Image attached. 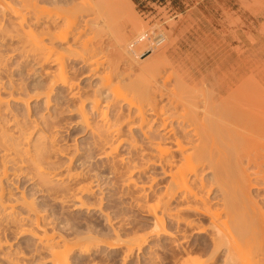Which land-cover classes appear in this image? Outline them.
Wrapping results in <instances>:
<instances>
[{
    "label": "rangeland",
    "instance_id": "374dc122",
    "mask_svg": "<svg viewBox=\"0 0 264 264\" xmlns=\"http://www.w3.org/2000/svg\"><path fill=\"white\" fill-rule=\"evenodd\" d=\"M62 1L60 2L61 8L59 6L57 7V5H55L56 7L54 5L50 6L52 2H49L50 4L48 2H45V7H46V4H48L49 7L48 5L47 7L53 11L52 12L54 13L53 15L50 11L49 12L51 14H48V13L45 14L41 12L45 15L44 17H46L47 15L48 16L52 15V18L53 17L56 18L54 20H57L58 23L55 22V25L53 26L54 30L52 29L53 31L55 30L57 31L55 27L58 28V24L65 22L63 18L65 17L63 16L65 15L63 12L65 8H63L62 6L66 7L68 5L70 6L71 3L74 4L72 0H65V1L62 0ZM66 1L67 2L69 1L71 3L66 4L65 3ZM104 1L109 3L108 4L109 6L112 4L111 5L112 9H111L109 6H107V3H104L106 7L103 6V8L105 9L103 13L108 11L106 10L108 7H109L108 8L109 10L111 9V13L108 12L106 13V15L105 13L104 14L102 13V10L104 9L101 7ZM100 2H102L101 3L102 5L98 6L94 10H91V11L88 10L89 14H87L95 18L94 16L95 14L93 12H97L96 17L98 15L99 17H97L98 20L96 21L98 23L97 25H100V28H97L98 27L97 25H95L94 27L93 24H96L95 23L96 21L94 23L91 22V20L93 21V19L91 18H89V24L85 25L86 23L85 24L82 23L84 22L83 20H85L84 17L86 16L85 15L86 13L82 14L80 12L82 14L81 15L77 12L79 16L81 17L84 16V17H82L83 19H81L76 14L77 17L75 18L77 19L79 18L78 20L80 21L81 19V21L80 22L77 21L75 23L77 25L79 22L78 26L80 24L81 25L84 24L83 25L84 27L87 26L85 27L87 29H85L83 33H85L87 30L86 33L88 35L85 33L84 36L82 37L83 35L82 34L80 35L82 37V38L80 37L81 40L79 39L78 42L76 41L72 42L73 38L75 37L74 33L76 32L78 34L80 31L79 30L81 26L80 25L78 27L79 29H77L79 31L76 30L73 33V35L67 37L69 41L64 40V42H62L63 40L62 41L55 40L56 42L54 43L55 47L57 48V51L59 50L58 54H60V50H61L60 55L62 59H65L64 60L65 66L67 65L68 67V68L66 67V69L68 73L70 71V74L67 73L68 77L70 76L69 79L73 80V82L77 84L75 85L76 88L74 87V90L78 89L77 86L80 88L79 96H77L78 98L71 97V95H69L70 89L67 87H63L60 85V83H58L54 86L53 88L54 91L52 90L53 92H51L50 94L49 103H47L48 98L46 95H44L45 93L43 92L48 90V87L50 84L49 80L51 81L53 79V75L51 77L50 75L55 70L57 71L58 64L51 62V65L45 64V66L41 67L42 64L40 65L39 63L37 64V62L34 61L33 59H30L31 61L28 60L27 58H25L27 60H23V57L20 55V52L19 51L17 52V50L15 52L14 50L18 46H20V43H18V39L9 40L8 38L7 41L5 40V42L2 43L4 46L0 43L1 44L0 45V56L3 55L2 57L4 59V61L1 59L4 62V64L2 62L1 64L2 67L0 66L1 68L0 69V87H1L0 93L3 97V100L5 101V102L3 101L4 103L1 105V109H0L1 110L0 111V124H2L3 125L2 127H5L9 133L16 134L17 133L16 131L18 130L16 126H17V123H19L22 126L23 130L27 132L26 134H28V137L30 135L32 142L35 140V137L37 138L38 135H41L42 137L47 138L50 142L49 144L50 146L48 148V150L50 151L49 153H47L48 155L46 157L47 167L49 168V170L57 169L58 171H63L64 173H66L65 177L62 180H60V182L55 180L54 178H51V182L47 185H44L40 181V177L38 178V176L34 174L35 168L34 169L32 168L33 169L32 170L30 166L27 164L21 165V166L19 165L13 166V164L11 163V165L10 164L8 165L9 166L8 175L7 177H5L3 181L4 186H5V197L7 200H10V199L15 200L13 201V204L15 202H18L17 199H19V202L16 203L18 205L17 206L15 205V211L16 209L18 211L17 215L16 214L15 215L18 218H21L23 216L27 217V215L29 214H30L29 215L30 217L31 216L33 217V214L35 213V212L33 213V211L31 213L29 212L30 211L29 206H28L29 204L28 205L25 204L26 207H24L23 204L25 203V201L22 199V196H24L27 202L33 204L35 208L34 210L35 211L38 210V212H40V214H42L46 218V221H47L46 225L49 226L48 229H50L51 232L54 227L55 228L54 232L56 231L58 232V234H61V235H64V234L66 236L69 235L68 236L69 238H72V237L74 238L80 235L83 236L84 234L93 235L97 238L94 241L98 242L97 244L100 245V247L95 248L91 253L85 254V253H80L79 251L70 253L68 264H181V260H183L182 259L183 257H180L181 255H179L180 253L178 252H182L181 251L183 250L182 248L187 246V244L189 245L190 243H191L190 244L191 246H193L192 243L193 244L195 243L196 245L194 246H197L194 248L192 252L194 256L196 257L200 256L207 260H209L208 256H211L210 258H212V260L211 261L209 260L210 263L208 264H224L223 262L225 259L224 249H220L217 252L215 251L213 252L212 247H210L211 246L210 238L208 237L206 233L201 234V236L197 234L195 235L194 233H192L193 230L190 228L184 231L183 230L184 228L182 225L179 227V229L181 230H180V233L179 232L177 233L178 235H176L175 239L170 240L166 238L165 236H158L155 234L153 235V237L149 238L141 248L135 246L134 251L129 253L131 255H128V256L125 255V253L127 254L126 246L119 245L120 247L119 246L111 247L108 245L110 242H116L115 240L116 233H118L120 238H123V240L127 238L129 239L131 237H135V235L136 236H139V235L149 236V234L154 228L153 217L152 215H149L147 210L145 211L146 208L145 207L143 208L142 204L146 205V204H151V203L156 202L158 196L164 192L169 177L164 176L160 168H155V167L149 168V171L147 170L144 173H139L137 170L136 172H134L133 165L138 164V163L141 165V163L144 160H147V158L146 156L144 158L143 151H141L140 148L138 149L130 148L127 140L123 141L122 144H119V140H121L120 137H117V139H112V137H109L108 139L109 142L112 139L113 141H111L110 143L113 144L114 146L118 143L119 148L116 146L118 149L115 150V152L109 157V159H106L107 157L104 154L105 153L104 148L107 150L108 146L107 144L103 145L102 147L104 146L105 147L102 149V147L98 145L100 143L97 140V136L93 134V131H92L93 127L94 128L97 126L100 127V124L102 123L101 121L102 118L100 117L102 115L100 114V110L96 112L97 110L94 109V107H92V100L96 96H101L99 94H102V96L99 97V99L101 100L100 106L103 107V108L101 107L102 109L105 108V105H106L105 100L107 98L105 96L109 95V92H108L109 88L108 89L106 88L107 90L105 88H103L104 90L102 89L101 82L104 81L103 80L105 78L104 76H106L107 79L109 78V80H111L112 83L114 82L113 84L115 83L118 84L119 80L121 79L122 81H120L119 86H122L120 87L122 89L119 88L118 93L119 94L121 93V95L125 93L124 96H131L132 94L130 93L131 91H129V88L127 87V83H129L130 80L137 81L139 80V77H140L141 81L139 80V82H141L142 84V80L146 79V78L143 79L145 77V76L143 77L144 74L146 75L147 78L149 77L150 80L157 78L159 79V81H161L162 78H163L162 80H164L166 77V79L168 78L166 87L169 88L171 86V88H173L176 83L175 81L177 79H180L179 76L182 72V69L179 68L180 63H184L182 66L183 69L186 68L184 67V65L189 67V70H190L189 73H192V71L194 72L195 75H192L193 73L190 75L192 76L193 79H196V81L198 80L199 83L204 81L205 79L203 77L204 80H202L201 76L199 78L196 75H202V73L203 75L205 74V76L207 77V80L208 79L210 80L211 78H213L212 73H211L212 65H215V67L217 65V64H214V63H217V62H214V60L217 61L216 58H219L218 57L219 55H217L218 53L216 52L217 53L216 54L214 52L218 51L221 54L222 52L226 50V49L224 50L226 46L225 38L227 37L228 31H231L233 35L232 36L233 37V48L235 51L234 52L235 58L233 59L236 60V62L234 61L232 63L233 65L234 63H236V69L233 66L232 67L237 72V74H234L233 73L234 71H231L230 74L242 76L241 79L243 78L249 79V82H250L249 95L254 97L256 102H258L260 97L264 95V47H258V48L252 49L251 45H249V30L248 32L245 31L246 29H248L246 25L247 23L246 20L249 21V19L241 18L239 17L237 13V10L239 8L249 9V1L247 2V1H238V0H127V1L126 0H103V1L102 0H81V4H79V1L76 0V4L78 5L76 4L75 5L82 7V10H83V8L88 7L91 3L98 5L100 4ZM53 3H56V2L54 1ZM39 4L40 5L44 4V2H40ZM100 7L102 10L99 11ZM114 7L117 8L118 10L117 9L115 10ZM48 8L47 10H49ZM62 8L63 10L61 11ZM119 9H124L128 12L126 13L125 11L124 14L118 13L119 15H117L116 14L117 12L115 13V11L120 12ZM60 11L61 13L63 12L62 13L63 15H61L63 17L59 16L58 18L57 15H60L58 14V12ZM64 11H66V9ZM109 13L110 15H113L112 13H114L113 16H109L110 18L114 17L116 14L117 17L118 16L120 17L119 18L120 20L117 19V17H115V19L111 18L116 23V24L115 23L111 24V20L107 21L109 20L108 18ZM73 14L75 15V12L71 14V17H73L72 16ZM123 15H126V16H123ZM68 16H70V14ZM105 16H107V18H105ZM127 17L128 19H126ZM67 18H65V20ZM75 18L73 19L76 21ZM100 18H101V21L99 20ZM58 19L59 20L61 19V20L58 21ZM116 19L119 20V22L115 21ZM62 20L63 22H61ZM132 20L134 23L140 22L141 25L137 23L134 24ZM43 21H45V18L42 20V22ZM70 21H73V20H70ZM44 23L45 22H43V24L41 25L39 24L38 26L35 25L32 28L34 29V32L37 34V36L39 32L41 33L42 26L43 27L45 26ZM75 23L73 22V24ZM66 24H64L63 26L61 24L60 28L61 26L65 28L64 26ZM101 24L102 25L104 24V25L102 26ZM71 25L72 24H70V26ZM76 25L74 26L72 25L73 26L72 29H74ZM89 25H93V26L89 27ZM84 27H82V31ZM110 28L113 29V32ZM137 29L139 30L137 31ZM93 30L97 31L98 35L101 33L99 36L97 35L98 39L95 37L96 33H94ZM98 30L99 31L102 30L105 32H101V31L98 32ZM61 31L62 30L60 29V32ZM88 31L90 32V34L88 33ZM28 32H31V31L28 30ZM57 32L60 33L59 30ZM57 32H54V33H57ZM123 32H125L126 35ZM58 33H57V36H60ZM93 33L96 39L92 37L91 34ZM118 33L119 35L124 34V36L130 37L129 39L128 37H126L125 39L126 40L128 39V41L126 42L124 41L125 42L124 46L126 47V51L123 47L120 48L121 46H123V42H121V35L119 36ZM146 33H149L151 37H155L158 33H162L161 39L163 41L161 43H155V41H151L152 38L149 39L148 37H146L144 40H142V42L139 43L138 39L140 38V36H143V34H146ZM29 34L35 37L33 33H29ZM61 34L63 33L61 32ZM89 35L91 36V39L93 38L92 39L93 42L92 40L90 41L89 38H88V41L92 42V44L94 45L103 46L101 49H99L101 51L95 50L93 51V53H91L92 50H88V51L84 50V49H88V48H85L84 44L87 42V38L85 36L88 37ZM101 35H102V38H100ZM115 35L120 38L119 39L118 37L116 38ZM112 38L114 40H112ZM116 39L120 40V42ZM29 40L31 41L32 39H29ZM29 40L27 42L28 44H30ZM46 40L47 41L49 40V36L46 37ZM169 41H171L172 43L173 41H175V45H173ZM79 42H82V43H79ZM102 42L103 44H101ZM167 43H169V45ZM70 44L75 47L77 46V48L73 46L71 47V48H75V49H72L75 52L74 51L71 52L69 49L66 50L67 48L70 47ZM80 44L84 45V47L82 46L81 48ZM113 45L115 46L113 47ZM219 45L221 46V48L224 47L222 49L224 51H219L221 50V48H219L218 50ZM109 46L110 48H108ZM90 47H91V44H90ZM174 47L177 48V51L179 52V56L175 53V50H173L175 49ZM62 49L63 50L65 49V50L63 51ZM163 49H165V51L169 50V53L171 52V55L172 57H174V60H178V62L174 63L175 61H173V59H171L170 61L169 57H167V60L165 59V62H163L164 61L163 59L166 58V56L168 55L166 52V56L164 58L161 56L162 53L163 54L165 53ZM12 50L14 51L12 52ZM76 51L79 52V55L76 53ZM128 51L132 53L129 54ZM63 53L64 55H66L65 57L64 55H62ZM224 53L227 54L226 52ZM230 53L231 52L229 51L228 55ZM214 54L217 56H215ZM223 54L222 56L220 55L221 58L223 57ZM213 55L215 58L212 57ZM234 55L232 56L234 57ZM19 56H21L22 59ZM79 56H81L80 57L81 59H79ZM97 56H99V58H96ZM226 56L224 57L226 58ZM153 59H154V62L151 63ZM155 59L157 61H155ZM223 59L222 60L220 59V60L223 61ZM230 59L233 60L232 57H230ZM129 60H130V63H129ZM220 60H218V63L220 62ZM228 60H229V57H228ZM231 60L229 61L231 62ZM159 61L165 64L167 63L166 66L165 64L162 65L161 62H160L161 63L160 65ZM95 62H97L96 65H95ZM139 62L142 64L146 63V65H143L145 69H142L143 67L141 68L142 65L138 66ZM147 62H150V66L148 67H147ZM198 63L199 64L202 63L201 65H203L204 67L203 69L201 68L203 70L201 74L199 73L197 74V72L194 71V67L199 68ZM155 64L162 66L160 67V69L162 70L160 69L158 70L159 66L154 67L156 66ZM208 64H209V67L207 69L211 73L210 75V73L208 72V75H210L209 78L207 75V70L205 69ZM230 64H228V66ZM130 65L132 66L130 67ZM218 65L220 66V63ZM108 66H110L111 68ZM126 66L128 68H126ZM96 67L97 69H95ZM222 67L220 66V68ZM224 67L226 66L224 65ZM147 68L148 70L149 68H156V69L155 71H152V70L148 71L146 70ZM47 69L49 70L47 71ZM128 69H130V71H128ZM196 70L198 71L200 69H196ZM50 71H53V72L51 73ZM90 71H92L94 74L92 75ZM118 71H120L121 74H119ZM127 71L129 74L127 73ZM141 71H143V73ZM218 71L217 72L215 71V72L218 73ZM46 72L47 73L50 72L49 73L50 75L47 74ZM107 72H110L109 74L111 75L108 76L109 74ZM122 72L124 73V75L125 74L126 75L122 76ZM148 72L152 74L150 75ZM223 72H222V77H221L222 79L224 77L223 75H225V73L223 74ZM117 73L119 74V76H122L123 79L119 77ZM189 73L187 72L186 75ZM216 73L213 74L214 78L216 77L215 80L217 79V75L215 76ZM219 73L221 74V72ZM103 74L104 76L102 78ZM138 74H141V76L139 75V77L137 78ZM183 74L184 72L182 73V75ZM231 75H228V76H231ZM184 76L185 74L183 75V77ZM169 78H170V81H169ZM225 78L227 79L228 77H225ZM238 79H240V77ZM150 80H148V82ZM211 80H214V79H211ZM10 82L11 84L15 82L14 83L15 85L17 83L16 86L18 87L20 85V87L19 88L16 87V89L17 88L21 89L20 91H21V94L23 93L22 94L23 98L25 97V99L27 100L29 99L28 100L29 102L26 103L18 99L15 100V98L14 99L12 98L15 96H10L9 91L14 85V84L11 85ZM144 83L145 81H143V84ZM161 84H162V81H161ZM99 88L101 89L102 92L99 90ZM198 88L199 86L196 89ZM201 88L203 89V87ZM202 89L196 90V91L197 92L199 91L198 93H200L204 91ZM211 89L212 90L206 89L208 91L206 90L205 91L209 93V91L214 90L213 87H211ZM17 90H15L16 92L14 95H16L17 92H20L19 90L18 91ZM41 93L44 96H42ZM16 96L18 97V95ZM81 100L85 101L84 108L86 109V112H87L86 114H88L87 116L89 119V123L92 125V126L90 125V127H88L86 123L83 122L84 120H82V117L80 116V110L78 106L80 105ZM253 101L254 100L249 97V105L252 108V109L249 108L251 109L249 111L250 113L251 112L254 113L253 111H255L253 116H256L255 114L260 109V106L256 105L255 103H252ZM123 103L124 102H122L121 104L124 106V108H126V106ZM108 111L109 113L107 112L108 113L107 117L109 118L111 117L112 119L115 113L112 109H109ZM251 118H254V117H250L249 119ZM125 127L123 125L122 130H124L125 132H122L123 136L121 137L124 138L126 136L127 137L129 136L130 138H132V136H130L132 134H130L131 132L129 131V128L127 127L128 129L127 128L125 129ZM132 131L133 132L136 131L135 132L136 134L133 132L132 133L135 135V137H137V139L139 138V142L142 143L137 127L133 128ZM262 140H264V138ZM97 141L98 143H96ZM129 142H130V139H129ZM261 147L262 146L258 148V151L261 150L260 152H263L262 151L263 148ZM107 151H109V149ZM119 158H122L124 160H121V159L119 160ZM122 161H124V163L126 162L127 164L128 162L130 163L129 164L131 166L130 170L128 168L127 169L131 171V173H129V171L126 172V167L124 166L126 165V163L123 164ZM204 170L205 171L202 172V176L205 177V179H207L208 181H210L211 176H212V171H209L208 169L206 170V168ZM71 173L72 174L82 173V174H79L80 175L79 177L69 178L70 176L68 174H71ZM126 174L127 175L131 174L132 178L136 179V181L140 185L142 184L145 185L146 187L145 189H147L145 191V194L146 193L147 194L144 196L145 198L144 197L142 198V201L141 200L139 201L138 199L139 193L136 192V189L134 190V188L127 187L126 185L127 175ZM52 185H55L54 187L56 188H53V187H52L53 189L49 188ZM85 185L92 187L90 192L81 190V188L83 189ZM47 189H50L51 191H48ZM79 190L81 193L79 192ZM214 190L215 189H213L209 194V197L212 199L213 203L217 200V196L219 194L216 192V190L215 191ZM263 193L264 191H261L262 195ZM254 194L256 195V192ZM261 194L259 198L256 197L257 200H259L260 202H261ZM81 198L87 205H83V207L79 206L80 205L79 200ZM137 201L140 202L141 205H138ZM3 218H4V222H3ZM3 218L0 217V220H2L0 221V226H1L0 230L1 231L3 230L2 232H0V236L3 237V238L0 237V240L3 242V244L5 243L4 244L5 246L3 245V249L2 247L0 248V256L3 257V255L5 256V255L12 254V253H13V255H11L12 257L14 256L17 257L18 255L19 257L21 256L20 258L22 259V261L18 260V262L19 261L21 262L15 263V264H52L53 263V259L50 255V252L45 248L42 249V247L39 246L40 244L38 245L36 238L31 233L21 230L22 226H27V227L30 226L29 224H31V222L30 223L28 222L30 221L29 219H26L25 220L26 222H23V225H20V224H17L18 222H10L8 220L5 221L6 218L4 216ZM201 221H203L204 224L206 223V220L204 221V219H201ZM2 223L3 225L7 227H4ZM166 225H167L166 226L167 230L171 232H175L176 228H178L176 226L177 224L174 221L169 220L168 218L166 219ZM179 242L180 243L182 242V243L180 244ZM208 243H210L209 246H207ZM9 251L10 253H8ZM4 252H7V253L4 254ZM14 252H17V253L14 255ZM3 259L0 260V264H14V263L9 262L6 259L5 260Z\"/></svg>",
    "mask_w": 264,
    "mask_h": 264
},
{
    "label": "bare ground",
    "instance_id": "6f19581e",
    "mask_svg": "<svg viewBox=\"0 0 264 264\" xmlns=\"http://www.w3.org/2000/svg\"><path fill=\"white\" fill-rule=\"evenodd\" d=\"M54 1L56 3H53ZM54 1L52 0H0V43L2 44L3 42H5V40L7 41L8 38L9 40L18 39V43H20V46L18 47L16 46L17 48L15 47L16 49L14 50L15 52L16 50L17 52L18 51L20 52V55L23 57V60L33 59L34 61L37 62V64L38 63L39 65L42 64L41 67L45 66V64L51 65V62L58 64L57 71L56 70L54 72L50 71L51 73L53 72L51 75L49 74L50 72L48 73L46 72L47 74L50 75V77L53 75V79L51 81L49 80L50 84H49L48 90L43 92L45 93L44 95H46L48 98L47 103H49V97H50L51 92L54 91L53 90L54 86L58 83H60L61 86L67 87L70 89L69 95H71V97L76 98L77 96H79V93H80L79 91L80 88L78 86H77L78 89L74 90V87L77 84L73 82V80L69 79L70 76L68 77V74H70V71L68 73L66 69L67 65L65 66V62H64L65 59H62L60 55L61 50H60V54H58L59 50L57 51V48L54 45V43L56 42L55 40H60V41L63 40L62 42H64V40H68L67 38L68 36L73 35V33L77 29H79L78 27L81 24L79 26L78 24L81 21V19H83L82 17H84V16L82 17L79 16V14L81 13L82 14L86 13L85 15L87 16V17L85 16L87 19L84 17L85 20H83L84 22L82 23L84 24L86 23L85 25L89 24V18L93 19V21L91 20V22L94 23L96 20H98L97 17H99V15L96 17L97 12H93L95 14L94 15L96 18L95 19L93 16L87 15L89 14L88 12L91 10H94L95 8H97L98 6L102 4H103L101 6L102 8L103 6L106 7L104 3H107L105 1L103 3L100 2V4L98 5L91 3L88 7H85L82 10V7L76 6L78 5L76 4V0L75 1L72 0L74 4H72L69 1L68 2L66 1L65 2L66 4L71 3L70 4L71 7L69 5L66 6L67 8L65 6H62L63 8L66 9V11H64L65 9L63 10V8L61 9V11L63 10L65 15H63L62 14L63 12L61 13L60 11L58 12V14L60 15H57V16L58 18L61 15L65 16V17L61 16L64 18V21H65L63 22L62 20L61 22H63L64 24L66 23L68 24L64 26L65 28L62 27L64 25L63 23L58 24V28L55 27V29H57V31L59 30V32H60V29L62 30L61 32L63 34H61V32L58 33L56 30L53 31L54 30L53 26L55 25V22L56 23L58 22L57 20H54L56 18L54 17L52 18V15L54 13H52L53 11L48 8L49 5L46 4V7L48 5L47 8L49 10H47V8L45 7V2H48V3L52 2L51 4L49 3L50 6L57 5V7L59 6L61 8L60 2L62 0L61 1L59 0L60 2L58 0H54ZM57 1L60 4H58ZM77 1H79V4H81V0H77ZM40 2H44V4L40 5L39 4ZM108 4L109 3H107V6H109ZM38 5L42 8H40ZM111 5L109 6L110 8H111ZM72 6L73 7L75 6V7L73 8ZM101 7L99 11L102 10ZM108 8L106 9L108 11L104 12L105 15L108 12L111 13L112 8L110 10ZM116 9L117 8H115V10ZM119 10L120 12L115 11V13L117 12L116 13L117 15H119L118 13L124 14L126 11L124 9H119ZM49 11L52 13V15L50 16L47 15L46 17H44L45 15L43 13L51 14ZM103 11H105V9L102 10V13ZM74 12H75V15L73 14L72 15L73 17H71V14ZM77 12L79 14H77ZM127 12L128 11H126V13ZM110 13L108 14L109 20L107 21L111 20V24H112L115 22L111 18L115 19L117 15L115 14L114 17L110 18L109 16L114 15V13H112L113 15H110ZM69 14L70 16H68ZM76 14L78 15L79 18H81L80 21L78 20L79 18L78 19L75 18L77 17ZM123 16H126V15H123ZM44 18H45V21L43 22H45L44 23L45 26L44 27L42 26V31L41 33L39 32L40 34L37 32L38 33V36H37V34L34 32V29L32 28L35 25L38 26ZM65 18L67 19L65 20ZM73 18H75L76 21ZM105 18H107V16H105ZM119 18L120 17L118 16L117 19ZM117 19L115 21L119 22L120 19L119 20ZM126 19H128V17ZM60 20L58 19V21ZM70 20H73V21H70ZM99 20L101 21V18ZM77 21L79 22L76 25L75 22ZM43 22L41 24H43ZM73 22L75 24H73ZM69 23L72 24L73 26L76 25L77 26V27L75 26L76 29L75 27L74 29H72L73 26L71 25L72 26L71 27ZM95 23L96 24H93L94 27L95 25L98 24L97 21ZM136 23L137 22H135L134 24ZM61 24L62 26L60 28ZM137 24H140V22H138ZM83 25L80 26V29H79L80 31L77 30L79 31L78 34L76 32H75L76 34L74 33L75 37L73 38L72 42H75V41L78 42L81 37L80 35L83 34L82 35L83 37L84 34L87 32L86 30V32L83 33L84 30L87 29L85 28L87 26L84 27ZM93 25H89V27ZM97 26H98L97 28H100V25H97ZM82 27H84L83 31H82ZM28 30L31 32H28ZM111 30L113 32V29ZM138 30L139 29H137V31ZM100 31L105 32L102 30ZM100 31L98 30V32ZM54 32H57L60 36H57V33H54ZM29 33H33L35 37L31 36V34ZM88 33L90 34L89 31ZM94 33H96L95 34L96 36L94 35ZM94 33L91 34L92 37L93 38L96 37L98 39V36L101 33L99 35L97 31H94ZM159 34L160 33H158L155 37H151L149 33L143 34V36H140V38L138 39V42L140 43L142 42V40L148 37L149 39L152 38L151 41H155V43H161L163 40L161 39L162 36ZM26 36L32 40L30 41ZM48 36H49V40L47 41L46 37ZM89 36L88 37L85 36L87 38L88 43L93 39V38L91 39V36L90 37ZM122 36H124V34L121 35V42H123V46H121L120 48L123 47L126 51V47L124 45H125V42L128 41L130 37L128 36L122 37ZM117 37L118 36H116V38ZM126 37H128L127 40L125 39ZM88 38L90 39V41H88ZM100 38H102V35ZM119 38L120 37H118V39ZM26 39L30 41V44L27 43L28 40ZM112 40L114 39L112 38ZM118 41L120 42V40ZM87 42L84 45H85V48H88V49H84V50L85 51L92 50L91 53H93V51L95 50L98 51L99 49L103 47L102 45L98 46V45L92 44L93 40L89 44ZM79 43H82V42H79ZM90 44H91V47H90ZM101 44H103V42ZM167 44L169 45V43ZM172 44L175 45V41H173ZM73 45L70 44V47L67 46L69 48L66 47L67 48L66 50L69 49L71 52L74 51L72 49L77 48V46L75 47ZM84 45L80 44L81 48L82 46L84 47ZM72 46L75 48H71ZM114 46L115 45H113V47ZM108 48H110V46ZM219 48H221L220 45L218 47V50ZM223 48H221V50L219 51H224L226 49L224 52H226L227 54H225L224 52L220 54V52L218 51L214 52V53L217 52L218 54L217 53L216 54L219 55L218 56L219 58H216L217 61L214 60V62H217V63L213 62L214 64H217L216 65L217 68L215 67V65H212V64H211L212 68L210 66V68L214 71L213 72L210 69L212 76H213V78L211 77L210 78L214 80H211V79L207 80V77L205 76V74L203 75L202 69L204 67L203 65H201L202 63L200 64L198 63L199 68L194 67V71H196L197 74L202 73V75H196V76H198L199 78L201 76L202 80L205 79L204 81L200 83L198 80L196 81V79H193L192 76L190 75L192 73H193L192 75H195L194 72L192 71V73H189L190 71L189 67L184 65V67H186L185 68L186 70H185L182 67L184 63H180V65L179 64L178 65L180 66L179 68L182 69V72L180 74L181 77L179 76L180 79H177L176 81L174 80L176 83L173 88H171L170 85H169L170 86L169 88L166 87L168 78L166 79L165 77L164 80H162L163 79L162 78L161 79L162 84H161V81H159V79L156 78V79L150 80L149 77L147 78L145 74L143 75V77L145 76L143 79L145 78L146 79L142 80V84H141V82H139V80L141 79L139 75L141 76V74H138L137 78L139 77V80L137 81L130 80V82L127 83V87L129 88V91H131L130 93H132L131 96H124L125 93L122 95L121 93L120 94L118 93L119 88L122 87V86H119L120 81H122L121 79L119 80L118 84L117 83L113 84L114 82L112 83V81L109 80V78L107 79L106 76H104V74L102 75V78L103 76L106 78V79L104 78L103 79L104 81L101 82L102 89L109 88L108 89L109 95L105 96L107 98L105 100L106 105L104 104L105 105L104 109H102L103 107L100 106L101 100L99 99V97H101L102 94H99L101 96H96L95 98H93L92 107H94V109L97 110L96 112L100 110V114L102 115L100 116L102 118L101 120L102 123L100 124V127L97 126L99 128L97 127H95L96 129L94 127L93 128L91 127V128H92L93 134L97 136V140L100 143L98 145L102 147L103 145L107 144V146L109 147L108 148L106 146L107 150L109 149V151H107L104 148L105 146L102 147V149L104 148L105 153L104 151L103 153L106 155L107 157L106 159H109V157L115 152V150L119 148L118 146L119 144H122L123 141L127 140L130 148H133V149L140 148L141 151H143L144 158L145 156L147 158V160H144L141 163V165L139 163H138L139 165L138 164L133 165L134 172H136L137 170L139 173H144L147 170L149 171V168L155 167V168H160L164 176L169 177L164 192L158 196L156 202L151 203V204H146V205L142 204L143 208L144 207L146 208L145 211L147 210L149 215H152L153 217L154 228L149 234V236L148 235L147 236L146 235L145 236L135 235V237H131L129 239L127 238L123 240V238H120L119 234L116 233V238H115L116 242H110L108 244L111 247H116L119 245L126 246L127 254L125 253V255L127 256L131 255L129 253L134 251L135 246L141 248L146 243V241L149 238L153 237V235L155 234L158 236H165L166 238L170 240L175 239L176 235H178L177 233L178 232L180 233L181 229H179V227L182 225L184 228L183 229L184 231L190 228L193 230L192 233H194L195 235L197 234L201 236V234L206 233L208 237L210 238V242H211L210 247H212L213 252L214 251L217 252L220 249H224L225 250L224 251L225 259L223 261L224 264H264V193L263 195L261 194V191H264V140H262L264 138V95L260 97L258 102H256L254 97L249 95V85H250L249 79H246V78L241 79L242 76L234 75V74H237V72L234 70V68L236 69V63H234V65L232 63L234 61L236 62V60L233 59L235 58L234 52L232 53V51L229 50L228 46L227 48L225 47L224 50H222ZM14 50H12V52ZM163 50L165 52L164 54L162 53L163 51L161 52L162 53L161 56L163 58L166 56V52L168 54L166 58L163 59L164 60L163 62H165V59L167 60V57L170 58L169 59L170 61L171 59H173V61H175L174 63L178 62V60H174V57H172L171 52L169 53V50H166V51L165 49ZM173 50H175V53L179 56V52L177 51V48ZM77 51L76 53L79 55V52ZM229 51L232 54L230 53L228 55ZM128 53L131 54L132 52L128 51ZM222 54H223V57L221 58ZM62 55H64V53ZM214 55L212 56L213 58H215ZM232 55H234V57ZM2 56L3 55L0 56L1 57L0 58L1 67H2L1 65L2 62L4 61ZM65 56L66 55H64V57ZM224 56H226V58ZM80 57L81 56H79V59H81ZM228 57H229V60H231L230 57H232L233 60H231L230 62L228 60ZM96 58H99V56H97ZM220 59L221 60L223 59V61H221ZM218 60H220L219 63L221 67L222 65L223 67L224 65L226 67L220 68V66L218 65L219 64ZM155 61L157 60L155 59ZM224 61L225 62L227 61V62L225 63ZM153 62H154V59L153 61H151V63ZM160 62L161 61H159V64L161 65L162 62L161 63ZM129 63H130V60H129ZM227 63L228 64L231 63L232 65L230 64L231 66L230 65L228 66ZM96 64L97 62H95V65ZM164 64L165 63H162V65ZM143 65H146V63L142 64L139 62L138 64V66H141V68L143 67ZM155 65L156 66L154 67L159 66L158 70L160 69V67H162L158 64H155ZM131 66L132 65H130V67ZM148 66H150V62H147V67ZM208 67H209V64L205 68L207 70V75H208V72L210 73V71H208L207 69ZM126 68L128 67L126 66ZM95 69H97V67ZM142 69H145V67H143ZM155 69L156 68H149V70H152V71H155ZM196 69H200V70L197 71ZM48 70L49 69H47V71ZM146 70H148V68ZM128 71H130V69H128ZM215 71L216 72L218 71V73L221 72V74L220 73L218 74ZM231 71H234L233 72L234 74L232 73L233 75L230 74ZM90 72L92 75L94 74L92 71ZM110 72H107V73L109 74ZM118 72L119 74H121L120 71ZM141 72L143 73V71ZM183 72L185 74L184 77L186 79L183 77L184 74L182 75ZM187 72L189 73L187 75H189L190 77L186 75ZM222 72L223 74L225 73V75H227V76L223 75L224 76L223 79L221 78ZM214 73H216L215 76L217 75L216 80H215L216 77L214 78V75H213ZM149 74L151 75L152 73H149ZM110 75L111 74H109L108 76ZM125 75L122 72V76H125ZM210 75H208V78ZM228 75H231V76H228ZM122 76H119V77L122 78ZM225 77H228V78L226 79ZM234 77L237 79H235ZM239 77L240 79H238ZM147 79L150 81L148 82ZM143 81H145L144 84H143ZM169 81H170V78H169ZM14 83L15 82L11 84L10 82L11 85H13ZM16 85L14 84L12 88L10 86L11 88V90L9 91L10 96H15V97H12L13 99L15 98V100L16 99L22 100L23 102H26V103L29 102L28 101L29 99L27 100L25 99V97L23 98V95H22L23 93L21 94V91H20L21 89H18L20 85L19 87ZM198 86L199 88L196 89ZM16 87H18L17 89L20 91V92H17L18 94L16 93L18 97L14 95L16 92L15 90H17ZM201 87H203V89ZM211 87L214 88L213 90L214 92L213 91H209V93L206 92L208 91L206 89L212 90ZM201 89L204 91L200 93H198L199 91L198 92L196 91V90H201ZM99 90L101 91L100 88ZM0 92H1V87H0ZM44 95L42 94V96ZM249 97L254 100L252 103H255L256 105L260 106V109L255 114L256 116H253L255 111H253L254 113L252 112L250 113L249 111L252 109L251 106L249 105ZM3 101H4L3 97L0 93V109H1V105L5 102ZM122 102H124L123 104L126 106V108H124V106L121 104ZM84 103L85 101L81 100V103L78 106L80 110V116L82 117V120H84L83 122L86 123L88 127H90L91 124L89 123V119L87 116L88 114H86L87 112H86V109L84 108ZM109 109H112L115 113L112 119L111 117L110 118L107 117L108 116L107 114L109 113L108 111ZM249 115L250 117H254V118L249 119L250 118ZM123 125L124 127L127 125L125 129L127 127L129 128V131L131 132L130 134H132L130 136H132V138H130L129 136H128L129 138L127 136H126L127 138L121 137L123 136L122 132H125L124 130H122ZM2 126L3 125L0 124V168H1L0 169L1 170L0 171V217L3 218L4 216L6 218L5 221L8 220L10 222H18L17 224H20V225H23V222H26L25 220L29 219L30 221L28 220L27 221L29 223L31 222V224H29L30 226L28 227L22 226L21 230L31 233L36 238L38 245L40 244L39 246H41L42 249L45 248L50 252V255L53 259L52 264H68L70 253L79 251L80 253L86 254V253H91L95 248L100 247V245L97 244L98 242L94 241L97 238L93 235L84 234L83 236L80 235L74 238L73 237L69 238L68 237L69 235L66 236L65 234L61 235V234H58V232L56 231L54 232V229H55L54 227L51 232V230L48 229L49 226L46 225V222H47L46 218L42 214H40V212H38L37 209H36L37 211H35L33 204L27 202L24 196H22V199L25 201V203L22 202L24 203L23 204L24 207H26V205L29 204L28 206H29L30 211L29 210L28 211L30 213L32 211L33 213L34 212L35 213L34 214L32 213L33 217L32 216L30 217L29 216L30 214L27 215V217L23 216L21 218H18L16 216L18 211L17 209L15 211V205L16 206L18 205L16 203L19 202V199H17L18 202H15L13 204V201L15 200H11V199L7 200L5 197V186H4L3 181L5 177H7L8 175V170H9L8 165L9 164L11 165L12 163L13 166L14 165L21 166V165L27 164L30 166L31 169L35 168L34 169L35 172L33 171L34 174L38 176V178L40 177V181L44 185L49 184L51 182V178H54L55 180L60 182V180H62L65 177L66 173H64L63 171H58L57 169L49 170V168L47 167L46 157L48 155L47 153H49L50 151L48 150L50 146L49 145L50 142L47 138L42 137L41 135H38L37 138L35 137V140L32 142L30 135H29L30 137L29 138L28 134H26L27 132L23 130L22 126L19 123H17V126H16L18 129L16 131L17 132L16 134L9 133L8 130ZM135 127H137L138 129V133L141 137L142 143H140L139 138L137 139V137H135V135L133 134L136 132V131L134 132L132 131L133 128ZM109 137H112V139H117V137H120L121 140H119V144L117 143L114 146L113 144L110 143L111 141H113L112 139L109 142L108 140ZM129 139H130V142H129ZM98 141L96 143H98ZM258 146L259 147L262 146L261 148H263L262 150L263 152H260L261 150L258 151V148H259ZM120 159L124 160L122 158H119V160ZM122 163L125 164L126 162L124 163V161H122ZM129 164L130 163L128 162V164L126 163L127 166L124 165L126 167V172L130 170L131 166ZM205 168L206 170L208 169L209 171H212V176H211L210 181H208L207 179H205V177L202 176V172L205 171L204 170ZM129 173H131V171H129ZM79 174H82V173H79ZM79 174L71 173L68 175L70 176L69 178L71 177L74 178V177H79L80 176ZM127 176H126L127 180L124 179L126 180L127 187L134 188V190L136 189V192L139 193L138 199L139 201L140 200L142 201V198L147 194V193L145 194V191L147 190L145 189L146 188L145 185L144 184L140 185L136 181V179L132 178L131 174ZM54 186L55 185H52L49 188L51 189L56 188ZM91 188H92L91 186L85 185L83 189L81 188V190L90 192ZM213 189H215L216 192L219 193L217 196V200L214 203L212 202V199L209 197V194ZM47 190L51 191L50 189H47ZM255 192H256V195L254 194ZM260 194H261V202L257 200L256 198V197L259 198ZM81 200L82 198L79 200L80 201L79 206L83 207V205H87L83 200L82 201ZM137 203L138 205H141L140 202L137 201ZM167 218L169 220L174 221L177 224L176 226L178 228H176L175 232H171L167 230L166 228ZM201 219H204V221L206 220V223L204 224V222L201 221ZM3 222H4V218H3ZM3 226L7 227L5 225ZM2 231L0 230V232ZM4 244L0 240V248L2 247L3 249ZM190 244L189 245L187 244V246L183 247L182 248L183 250H181L182 252H178L180 253L179 255H181L180 257H183L182 258L183 260H181V264L182 263L183 264H208L210 263L209 260L210 261L212 260V258H210L211 256H208L209 260L204 259L200 256L199 257L194 256L192 252L194 248L197 246H194L196 245L195 243L194 244L192 243L193 246H191ZM209 245L210 243H208L207 246ZM6 253L7 252H4V254ZM8 253H10V251ZM16 253L17 252H14V255ZM11 255H13V253L9 255H5V256L3 255V257L0 256V258L1 259L4 258L3 260L6 259L9 262L14 263V264L22 261V259L20 258L21 256L19 257L18 254H17L18 256L16 255L17 257L15 256L12 257ZM18 260H21V261L18 262Z\"/></svg>",
    "mask_w": 264,
    "mask_h": 264
},
{
    "label": "crops",
    "instance_id": "0c3cea01",
    "mask_svg": "<svg viewBox=\"0 0 264 264\" xmlns=\"http://www.w3.org/2000/svg\"><path fill=\"white\" fill-rule=\"evenodd\" d=\"M238 1H249V9L239 8L237 13L239 17L249 19L246 20L247 28L249 30V45L252 49L258 47H264V0H238ZM159 35H162L160 33ZM231 31H228L227 37L225 38L226 48L234 51L233 48V37Z\"/></svg>",
    "mask_w": 264,
    "mask_h": 264
}]
</instances>
